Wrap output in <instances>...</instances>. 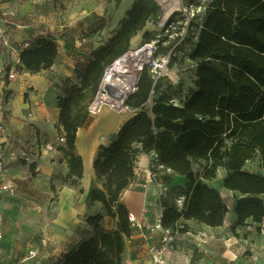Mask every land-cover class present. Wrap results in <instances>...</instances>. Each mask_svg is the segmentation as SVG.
<instances>
[{
	"label": "trees",
	"instance_id": "16d2710c",
	"mask_svg": "<svg viewBox=\"0 0 264 264\" xmlns=\"http://www.w3.org/2000/svg\"><path fill=\"white\" fill-rule=\"evenodd\" d=\"M120 1L114 0L115 6ZM160 11L156 0H134L112 35L76 63L74 77L65 79L56 99L58 134L64 137L59 149L67 167L60 178L62 185L77 186L82 178L76 133L93 121L88 105L105 67L129 49L138 32L143 30L141 44L155 39L157 32L144 28L148 22L157 24ZM199 17L189 24L190 32H197L196 40L191 34L182 43V61L192 64V89L185 91L186 77L170 81L166 90L161 83L164 77L154 83L148 69L141 73L136 90L126 100L132 114L94 153L96 183L89 202L100 206L84 218L89 235L59 256L56 264H126L123 253L134 227L121 197L135 176L141 152L150 155L153 173L171 172L157 175L162 183H171L173 174L185 178L182 185H172L159 197L163 227L187 231L186 225H179L180 218L211 227L222 225L227 204L208 183L216 178L218 168L226 171L222 187L243 194L235 206L236 224L243 225L248 218L260 222L264 217V174L245 168L247 161L257 158L264 170V0H208ZM99 19L98 30L104 27L103 17ZM24 41L27 47L18 48L23 70L36 74L57 60L58 44L50 32ZM170 45L157 53H165ZM183 95L180 104L171 102ZM201 161L205 164L197 173L193 164ZM35 165L30 163L29 169ZM104 215L115 220L113 227L102 224Z\"/></svg>",
	"mask_w": 264,
	"mask_h": 264
},
{
	"label": "crops",
	"instance_id": "0c3cea01",
	"mask_svg": "<svg viewBox=\"0 0 264 264\" xmlns=\"http://www.w3.org/2000/svg\"><path fill=\"white\" fill-rule=\"evenodd\" d=\"M133 1L121 0L118 6H115V4L112 6V9L109 10L110 15L107 18L108 21L103 33L106 32L108 37L112 35L114 30L118 28L119 20L125 15V11L131 6ZM0 9L8 14L6 17L0 18V27L7 30L13 43H21L38 34L37 30L32 29V26H36V24L31 23V21L25 22L22 18L17 21L21 23L19 28H13L12 30L11 26L7 24V22L12 23L11 20L13 19L9 13L13 12L16 16V12H18V15L23 16L31 10V6H28V4H19L17 0H0ZM105 10L106 6L95 2V0H81L79 5L72 9V15L67 17L63 24L58 20L57 22L51 20L52 16H50V21H47L46 24L45 33L50 32L56 38L59 52L57 60L49 69L36 74H31L19 68L21 72H18L14 80L5 87L16 93L14 103L11 105L12 116L7 122L11 126L20 128V130L17 129L16 131L19 133L21 131L25 135L24 138L29 139L30 142L27 145L22 144L21 138L15 134L12 135L10 128L5 124L6 121L1 119L0 122L4 124L5 128V131L2 132L3 140L4 142L7 140L8 145H10L9 148L14 145L18 146L22 156L27 154L31 161L36 163L35 170L42 169L46 176L50 174L49 172L54 171L57 164L56 158L58 155L51 156L50 152L42 150L47 143L42 142L43 139L54 137L52 121L54 119L57 120L58 115L56 99L64 90L65 79L72 78L77 73L78 67H76V63H82L90 50L100 43L95 40V18L93 17L94 15L104 16ZM87 24L88 30L93 35L90 39L83 38L81 33V29ZM62 25H65L64 36L59 38L57 34L59 29L57 28L61 26L62 29ZM97 32H100V30H97ZM7 52H9L8 59L10 62L18 59L19 50H8ZM19 65L21 67V64ZM23 95H26L24 102L21 99ZM51 102L55 109L54 116L49 114V110L46 107ZM35 106L36 112L33 115ZM26 110L31 111V116L33 115L28 120V124H33L36 130L34 133L32 132V126H26L27 123L18 119V117H24ZM117 121V111L109 107H102L93 115V121L88 127L78 129L75 146L83 160V175L77 186L62 185L59 192L60 210L57 218L51 222V229L56 231L53 239L57 240L58 247L56 243L51 244L50 241L49 245L51 248H55V251L50 249L49 257H46L42 262L34 260V264H56L55 261L59 256L76 246L80 241L81 236L77 230V226L80 225L78 217L83 218L84 209L87 210V208L78 204L80 202L78 198L79 189H82L84 201L89 202L90 190L96 183L92 168L94 153L99 144L108 143L118 130ZM82 134L88 141L87 150L78 143ZM103 137H109L110 139L101 143L100 139ZM36 141L41 142V144H35ZM149 157L150 155L144 152L139 153L135 176L121 197L129 213H133L136 218L142 221L140 226L133 228L132 235L126 240L123 253L125 262L133 261L138 264H152L150 247L162 238V232L153 227L160 190L166 191L174 184L182 185L185 182L183 176L177 175L178 177L176 178L173 176L174 174L172 175V182L165 183L161 187L154 182L146 180V165ZM245 168L248 170L252 169L250 171L257 170V172L264 174V170L260 167V162L257 158H255V161H247ZM66 170V163L63 159L62 174ZM167 171L170 172L169 170ZM217 172L219 174L218 177L208 183L220 192L221 197L227 204L228 211L225 214L223 223L220 226L211 227L180 218L179 225H186L188 230L179 232L172 243L170 252L172 263L264 264V217L260 222H254L248 218L245 224L237 225L235 206L238 198L243 196V194L222 187L221 182L226 176V171L223 168H218ZM90 204L94 208L95 204L100 206V203ZM1 218L0 214V220ZM6 229L10 230L11 227ZM0 232L2 233L0 238V264H33V259L37 256L27 258V252L33 248L26 249L24 256L19 258V262H16L17 256L14 251L16 247L13 245V239L10 238L12 236L7 232L5 233L4 224L1 221Z\"/></svg>",
	"mask_w": 264,
	"mask_h": 264
},
{
	"label": "rangeland",
	"instance_id": "374dc122",
	"mask_svg": "<svg viewBox=\"0 0 264 264\" xmlns=\"http://www.w3.org/2000/svg\"><path fill=\"white\" fill-rule=\"evenodd\" d=\"M17 1L19 4H25V3L28 4V6H31V10H29V12H26L23 16L18 15V12H16V16L13 17L11 21L12 22L20 21V18L24 19L25 22L31 21V23L36 24V26H32V29L37 30L38 34L45 33L46 24L47 21L48 22L50 21V16H52L51 20H55L56 22L58 20L61 22V24H63L65 19H67V17L72 15V9L77 7L81 2V0H17ZM193 1L194 3L199 2L200 5L201 3L206 4L208 0H193ZM95 2L106 6V10H105L106 12L104 13V16H102L105 27V24H107L108 21L107 18H109L110 15L109 10L112 9V6L114 5V0H95ZM186 2L187 0H178V5L176 9H174L175 11L173 13L175 21H179L181 19L182 14L178 12V9H180L181 7L183 8V5H186L185 4ZM188 8L190 9V11H192L194 7L190 6ZM200 13L202 12H199L198 14ZM17 15L20 17H18ZM93 18H95V40L97 42H105L108 39V36L106 32L103 33V31L105 30L104 27L100 29V32H97L99 28V23H101L99 16L94 15ZM10 26L12 30L13 28L15 29L14 24H10ZM177 26L178 24L175 22V24H173L168 31H162L157 24L155 25L153 22H148L144 29L150 31L154 30L155 32H157L155 35L156 38L155 40L158 43V51H163V48L161 47L165 46L169 40L173 41L171 42L170 45V47L172 46L171 48L173 49H172V54H170V57L168 59L167 71L163 74L165 76L161 80L163 89L169 90L170 88L169 83H171L170 81H172V83H175L173 81L178 80L179 77H186L185 80H183L185 87L184 89L185 91H188L192 89V80H191V71H190L191 66L188 61H182V59L180 61H177V57H181L185 50V47H183L182 42H179L180 38H177V36H181V32H182V31L179 32ZM57 29H59L57 30L58 32L57 34L59 35V38H62L64 36L63 33L65 31V25L63 26L62 29L61 26H58ZM83 29L85 30L87 29V30L85 31ZM83 29H81L83 38L90 39V37H93V35L88 30V24ZM142 32L143 30L138 32L137 35L131 39L128 50L137 49L141 46ZM162 53L163 52H159V54ZM164 57L165 56L162 55L158 56L159 59ZM13 80L14 79H10L8 78V76H6L4 77L3 82L0 81V93H1L0 121L1 119L5 120L6 121L5 124L8 128H10L11 134L12 135L15 134L19 136L21 138V141H23L22 144L27 145V143H29L30 140L24 138L25 135H23L21 131L20 133L16 131L17 129L20 130V128L16 126H11L7 122L12 116L11 105L14 103V100L16 98V93L15 91L8 90L5 87L9 85V83ZM21 99L24 102L26 100V95H23ZM46 107L49 110V114L51 116H54L55 109L53 103L51 102ZM103 107H108V106H103ZM35 112H36V106L34 107L33 115ZM128 112H131L132 114V110L125 111L124 114H127ZM28 113L29 110H26L24 113V117H18V119L27 123L26 126L33 127V124H28V120H30L31 117H33V115L29 116ZM93 115L94 114H91L92 118ZM130 115H126L121 120V122H123L125 119L130 117ZM121 122L119 123V127L121 125ZM52 124L54 129L53 130L54 137L53 138L46 137L43 139L42 142H47V143L55 142L56 139L55 134L58 131L57 120L54 119L52 121ZM35 131L36 130L33 127L32 132L34 133ZM107 139L110 138L103 137L102 139H100V141H102L101 143H103ZM35 144L40 145L41 142L36 141ZM9 147L10 145H8L7 140L3 142V144L0 146V180L5 183L13 184L16 187V192L14 196L11 197L5 196L3 198H0V214L2 216L0 221L2 222V224H4L5 233L7 232L12 236L10 238L13 239V245H15L16 247L14 248L15 255L17 256L16 262L20 261L19 258L24 256L26 249L29 248L38 250V255L36 258L33 259V261L35 260L42 262L44 259H46V257H49L50 249H52V251H55V248L50 247L49 245L50 241L51 244L56 243V246L58 247L57 240L53 239V236L56 233V231L54 229H51V222H53L57 218L60 210L59 192L62 187L60 178L63 175L61 171V167L63 168V154L61 149H59V146L56 144H55V149L49 151L51 156L53 155H58V156L56 158L57 164L55 166L54 171L49 172L50 174L46 176V174H44V171L42 169L35 170L36 166L34 167L33 170L29 169V164L32 163L31 158H29V160H26L24 156H22L21 150L19 149L18 146L14 145L12 146V148ZM137 160L138 159H136V163ZM253 161H255V159H253ZM204 164H205L204 161L194 163L193 168L195 172L200 173L203 170ZM217 171L218 169L216 170V178L219 175ZM170 173L171 172H168L167 170L159 169L157 175L162 177L163 175H167ZM173 176L177 178L180 175L177 176L176 174H174ZM78 198L80 199V202L78 204L83 207L86 206L87 208V210L84 209L85 210L84 217H86L88 214L99 211V206H97V204H95V208H94L93 206H91L89 202L84 201L83 192L79 193ZM83 218L80 216L78 217V222L80 223V225L77 226L78 234H80L81 238H85L89 235V230L88 228H86L87 226L84 224L85 219ZM114 223H115L114 219H111L104 215L102 224L105 227L111 228L114 226ZM5 227L6 228L11 227V229L7 230ZM35 261L33 262V264L35 263Z\"/></svg>",
	"mask_w": 264,
	"mask_h": 264
},
{
	"label": "built area",
	"instance_id": "2783aa9c",
	"mask_svg": "<svg viewBox=\"0 0 264 264\" xmlns=\"http://www.w3.org/2000/svg\"><path fill=\"white\" fill-rule=\"evenodd\" d=\"M157 2L161 7V13H162V5L159 0ZM190 6L194 7L192 11H190V9L188 8ZM204 7H205V3H201L200 5H197V6L183 5V8L181 7L180 9H178V12H180L182 14V17L184 18L181 17L179 21H175L174 19V14H173L175 11L174 9L171 10L164 18L161 17V13H160L157 19V25L160 27L162 31H168L169 28L172 27V25L175 24L176 22L178 24L177 28L179 32L182 31L181 36H177V38H180L179 42L183 43L189 35L192 36L191 34H193L192 41H195L197 32L191 33L189 24L192 18H194L195 16H197V20H200V17H199L200 14L198 13L202 12ZM7 15H8L7 13H5L4 11L0 9V18L6 17ZM9 15H11L12 17L15 16L13 12L9 13ZM171 16H173V19L170 21ZM7 24L9 25L14 24L15 28H19L21 26V23L17 21H13L12 23L7 22ZM155 39L150 42L141 44V46L137 49H133L135 53L136 52L141 53L144 49H147L150 52V56L142 60V64L140 66L139 72L137 76L134 78V81H132V84L130 88L128 89L127 93L124 94L125 95L124 97L117 94V90H113V88L109 87V85L104 86L103 84L105 74L108 70H110L109 66H111L117 58L107 67H105L103 75L99 82L97 92L94 98L92 99V101L88 105V110L90 114H96L103 106H108L110 109L117 111V113L119 114H124L125 111H128V110L130 111L131 109L126 105V100L136 90L137 83L139 81L141 73L145 69H148L149 72L152 74L154 83L161 77L165 76L163 74L167 71L168 59L170 57V54H172L173 48H171L172 47L171 46L168 48V50L165 53L159 54V52L157 53L158 43L156 42ZM170 42H173V41L169 40L168 43ZM27 45L28 44L25 41H22L21 43H13L9 38V34L7 33V30L0 27V81L1 82H3L4 77L6 76H8V78L10 79H14L16 75L18 74V72L21 71V69L19 70L20 68L19 59H16L14 62H10L8 59L9 52L7 51L15 50V49L18 50L19 47L24 48V47H27ZM125 53H123L122 55H124ZM160 55L165 56V57L159 59L158 56ZM121 56H119L118 58H120ZM182 58H184V53L182 54L181 57H177V61H180ZM185 61H188V60H185ZM188 62L190 63V66H192L191 62L190 61ZM178 80L173 81V82L176 83ZM185 96L186 95H183L180 98L172 99L171 102L174 105H178L181 103L182 100L185 99ZM147 104L148 106H151L150 99L147 100ZM28 115L31 116V111L28 113ZM3 131H5L4 125L3 123H0V146L4 142L3 133H2ZM63 142H64V137L62 136V134L57 133L55 142L46 143L43 146L42 150H45L47 152L52 151L55 149V144L59 146ZM23 156L26 160H29V156L27 154H23ZM146 172H147L146 180L150 182H154L159 187L163 185L161 180L158 179L157 175L153 173L151 170L150 157L148 158V161H147ZM163 191H164L163 189L160 190L159 197ZM15 192H16V187L13 184L5 183L0 180V198H3L5 196H10V197L14 196ZM159 197H158V208H157V211L154 217L153 227L155 229H159L162 232V238L159 242L151 245L150 247L151 260H152V264H173L171 260L170 252L172 249V243L175 240L176 235L179 233V231L177 229L172 230L171 228H166L161 225L162 207L160 205ZM178 204L179 205L181 204V200H178ZM128 221L131 223L133 227L140 226L142 223V221L136 218V216L133 213L128 214ZM1 237H2V233L0 232V238ZM37 255H38L37 249L36 250L29 249V251L27 252V258H34ZM126 264H138V263L133 262V261H127Z\"/></svg>",
	"mask_w": 264,
	"mask_h": 264
},
{
	"label": "bare ground",
	"instance_id": "6f19581e",
	"mask_svg": "<svg viewBox=\"0 0 264 264\" xmlns=\"http://www.w3.org/2000/svg\"><path fill=\"white\" fill-rule=\"evenodd\" d=\"M162 5V13L161 17L164 18L171 10L175 9L178 5V0H159ZM150 56V52L147 49H144L141 53H138L131 49L127 51L120 58H117L105 74L103 84L104 86L109 85L113 90H117V94L121 96H125L128 89L130 88L132 81L137 76L140 66L142 64V60L148 58ZM140 58V59H139ZM112 85V86H111ZM117 88V89H116ZM118 114L117 126L121 122V120L126 116L130 115L131 112L127 114ZM87 139L82 134L79 139V145L88 149Z\"/></svg>",
	"mask_w": 264,
	"mask_h": 264
}]
</instances>
